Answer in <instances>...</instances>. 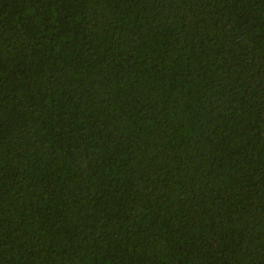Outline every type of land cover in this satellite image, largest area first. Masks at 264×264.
<instances>
[{
	"label": "trees",
	"instance_id": "trees-1",
	"mask_svg": "<svg viewBox=\"0 0 264 264\" xmlns=\"http://www.w3.org/2000/svg\"><path fill=\"white\" fill-rule=\"evenodd\" d=\"M0 264H264V0H0Z\"/></svg>",
	"mask_w": 264,
	"mask_h": 264
}]
</instances>
